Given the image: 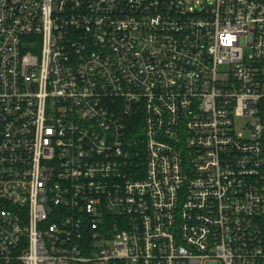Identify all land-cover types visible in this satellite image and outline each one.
Returning a JSON list of instances; mask_svg holds the SVG:
<instances>
[{
    "label": "built area",
    "instance_id": "obj_1",
    "mask_svg": "<svg viewBox=\"0 0 264 264\" xmlns=\"http://www.w3.org/2000/svg\"><path fill=\"white\" fill-rule=\"evenodd\" d=\"M0 264H264V0H0Z\"/></svg>",
    "mask_w": 264,
    "mask_h": 264
},
{
    "label": "rangeland",
    "instance_id": "obj_2",
    "mask_svg": "<svg viewBox=\"0 0 264 264\" xmlns=\"http://www.w3.org/2000/svg\"><path fill=\"white\" fill-rule=\"evenodd\" d=\"M187 7L189 8V10L191 11H195L198 8H200L201 5H205L206 0H184ZM245 119H240L236 121V130L237 131H241L244 123H245Z\"/></svg>",
    "mask_w": 264,
    "mask_h": 264
}]
</instances>
